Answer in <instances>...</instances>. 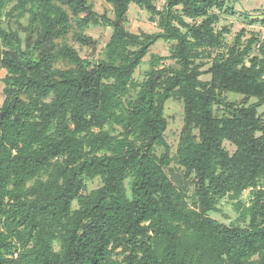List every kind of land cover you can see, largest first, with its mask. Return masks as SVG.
Segmentation results:
<instances>
[{"label":"trees","instance_id":"trees-1","mask_svg":"<svg viewBox=\"0 0 264 264\" xmlns=\"http://www.w3.org/2000/svg\"><path fill=\"white\" fill-rule=\"evenodd\" d=\"M11 1L9 13L27 14L28 23L24 46L18 32L0 26V68L7 72L0 107V264H264V192L257 189L264 180V121L257 114L264 103V39L251 36L243 45L238 34L205 71L210 79L202 80L203 63L195 59L221 47L213 9L225 0H166L160 13L153 0H107L113 19L99 17L112 34L105 59L91 66L56 43L70 28L62 6L78 24L87 23L96 17L89 0H0V16ZM131 2L159 13L162 30H126ZM158 39L175 41L177 67L152 71L125 105L132 74ZM61 58L73 67L57 68ZM226 92L256 101L226 102ZM170 97L183 100L176 160L195 177L193 208L164 171L168 153H154L156 145L167 146L163 107ZM215 105L224 106L222 115ZM117 111L118 136L101 130ZM224 141L236 147L233 153ZM95 177L101 186L85 193L84 179ZM250 187L247 227L207 216L219 199H238ZM74 199L80 206L71 211ZM118 248L122 259H112Z\"/></svg>","mask_w":264,"mask_h":264},{"label":"rangeland","instance_id":"rangeland-1","mask_svg":"<svg viewBox=\"0 0 264 264\" xmlns=\"http://www.w3.org/2000/svg\"><path fill=\"white\" fill-rule=\"evenodd\" d=\"M15 1L8 2L0 16V26L6 30H15L22 41L24 46V39L27 31L25 27L28 23V15L25 14L23 17L18 18V11H12L9 13V9ZM166 0H153L154 5L157 7L159 13L164 8ZM91 10L96 14L95 20L89 19L87 23L78 24V17L71 16L69 10L62 6L64 10L69 13L70 17V28L69 32L56 40L58 46L67 45L73 48L78 55L85 59L91 66L105 59L106 57V45L110 40L112 34V28L104 23L99 17L104 15L108 19H113L112 4L107 0H89ZM252 5H248V0H225L223 7L220 9H213V12L218 15V20L214 24V29L221 31L222 34V45L219 48L212 49L210 56L197 57L196 63L202 62V68L204 72L200 76L202 80H209L210 74L205 72L211 65L213 59L220 53H223L229 45L234 41V38L240 34V41L245 45L247 39L251 36H257L259 39H264V9L251 8ZM180 9V8H178ZM151 14L142 5L137 2H131L126 15L125 28L129 32L140 34V33H158L162 30L160 26V14ZM85 14H81L79 17H84ZM188 23L198 22L199 19H185ZM83 35L88 38L85 42L77 40V35ZM174 40H163L158 39L152 44L146 55L142 58L139 65L135 68L127 95L123 98L125 105L128 100L136 98L142 83L147 79L152 71L161 68H176L177 63L171 57L172 51L175 47ZM1 45H0V56H1ZM258 47L253 49V54L257 53ZM158 58V59H157ZM55 66L60 69L72 68L73 65L69 63L66 58L59 59ZM7 74L5 68H0V107L4 101L3 88L5 86L3 78ZM223 99L226 102L239 104L244 102L248 105L256 101V98H250L246 101L245 98L240 94L226 92L223 94ZM214 111L217 115L224 113L223 105H215ZM124 113V111H121ZM257 114L264 121V103L257 108ZM119 116V111L115 112L112 119L105 122L101 130L109 132L111 135H120L123 126L116 119ZM163 116L166 119V129L163 134V138L166 142V147L162 145H156L154 149L155 155L160 157L164 153H168L170 161L164 166V171L171 179L175 187L181 191L184 195V200L188 207H194L195 198L193 196L194 189V175L185 174L183 166H181L176 160L177 146L179 142L180 133L183 127V100L180 97H170L164 102ZM100 130V129H97ZM224 147L231 154L235 150V146L229 141L223 142ZM46 175H42L41 179H45ZM34 178L28 183V186L35 182ZM85 193L97 189L101 186L102 180L100 177L85 178ZM130 184L131 178L124 180L123 188L126 197L130 198ZM257 189L264 192V180H260L257 185ZM255 188H247L241 192L238 199H234L229 195L224 196L218 200L216 210L207 212V216L215 219L221 223L232 226L247 227L249 223V217L243 215L244 209L250 207L254 201ZM239 201L241 204L239 208H236V204ZM80 204L77 199H74L71 204V211L79 208ZM54 250H59L60 241L58 238H54L52 241ZM123 257L119 248L114 249L111 254V258L115 260H121Z\"/></svg>","mask_w":264,"mask_h":264},{"label":"crops","instance_id":"crops-1","mask_svg":"<svg viewBox=\"0 0 264 264\" xmlns=\"http://www.w3.org/2000/svg\"><path fill=\"white\" fill-rule=\"evenodd\" d=\"M252 5L251 8L264 9V0H248V5Z\"/></svg>","mask_w":264,"mask_h":264}]
</instances>
